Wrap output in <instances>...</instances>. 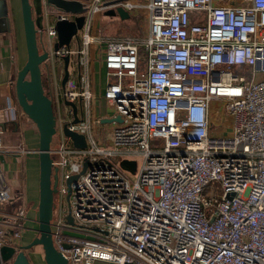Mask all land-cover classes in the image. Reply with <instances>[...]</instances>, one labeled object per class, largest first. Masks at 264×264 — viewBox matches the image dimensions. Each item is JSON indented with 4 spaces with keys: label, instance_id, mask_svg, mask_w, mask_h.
Listing matches in <instances>:
<instances>
[{
    "label": "built area",
    "instance_id": "2783aa9c",
    "mask_svg": "<svg viewBox=\"0 0 264 264\" xmlns=\"http://www.w3.org/2000/svg\"><path fill=\"white\" fill-rule=\"evenodd\" d=\"M119 3L145 9L144 34L95 35L92 14L108 4L87 0L76 45L50 47L68 57L63 86L49 93L53 247L70 264H264V0ZM195 9L201 17L192 19ZM50 10L42 9L49 21L41 33L54 41L53 22L75 14ZM93 43L104 75L101 116L89 77ZM63 100L74 103L76 121L69 105L66 120L55 114ZM219 112L227 134L210 128ZM116 115L102 137L100 119ZM131 153L141 163L130 183L113 156ZM10 197L0 164V202ZM23 222L20 210L0 212V246H17Z\"/></svg>",
    "mask_w": 264,
    "mask_h": 264
},
{
    "label": "water",
    "instance_id": "95a60500",
    "mask_svg": "<svg viewBox=\"0 0 264 264\" xmlns=\"http://www.w3.org/2000/svg\"><path fill=\"white\" fill-rule=\"evenodd\" d=\"M20 18L24 39L26 59L17 70L13 90L15 101L22 112L34 123L37 131V205H36V232L28 242L13 247L11 245L0 246V264H29L24 250L39 244L42 251V259L45 264H70L53 247L50 239L49 221L52 213V194L55 191V167L51 164L49 155V143L54 132V117L49 96L43 90L40 75V63L48 57V51L37 47L36 36L42 32V8L51 7L57 10L74 13L71 20H55L53 29L55 40L51 43L54 50L60 45H68L70 38L76 35V30L83 22L82 11L84 6L79 0H18ZM112 2H118L114 0ZM108 14H117L119 18H127V11L117 4L107 10ZM67 55L62 57V74L59 80L60 86L67 76ZM63 104L72 108L73 115L75 105L73 102L63 100ZM74 115L72 121H76ZM119 121L116 115L113 118L102 117L101 122ZM63 134L68 136L75 147L84 146L83 136L69 131L65 126ZM130 168H134L132 160H126ZM66 234L77 235L64 231ZM66 246V245H65Z\"/></svg>",
    "mask_w": 264,
    "mask_h": 264
},
{
    "label": "crops",
    "instance_id": "0c3cea01",
    "mask_svg": "<svg viewBox=\"0 0 264 264\" xmlns=\"http://www.w3.org/2000/svg\"><path fill=\"white\" fill-rule=\"evenodd\" d=\"M83 4L87 0H79ZM104 3L108 4L102 10L94 12L92 14V32H95V28L100 19L106 22L115 21L117 24H122L123 21L127 20L129 16L133 13L134 9H126L123 5L118 2H112L114 0H102ZM123 1V0H122ZM128 2H140V0H124ZM142 1V0H141ZM144 0L141 2L143 3ZM216 5H237L232 3L233 0H212ZM120 4L128 13L127 18H119L117 14H108L107 10L113 8L115 5ZM50 11H55L56 9L51 7H43ZM49 17H42V25H47ZM47 22V23H46ZM42 34V33H41ZM95 34V33H94ZM100 36H112L104 34H95ZM130 35V34H122ZM41 35L37 34L36 41L39 51L45 49L50 55V47L53 39L46 36V44L43 45L41 41ZM73 37V36H72ZM70 38V40L72 39ZM37 38H40V42ZM70 42V41H69ZM76 45V37H74V45ZM100 46L93 43L90 48V55L92 57L90 63V81L91 90L95 95L96 101H100V94L103 89L104 75L103 68L98 59L97 50ZM26 59V52L24 47V39L22 32V24L20 18V9L18 0H0V164L3 169L10 171L8 173L9 178L15 179V182L11 181L7 184L10 189L11 197L7 202H0V212L3 211H22L24 215V230L21 232V236L17 245L24 244L28 242V239L24 236L25 232L31 230L33 235H36V205H37V186L35 181L37 176L30 180V186L28 192L25 187L24 171L26 161H28V167L30 170V179L33 173L37 172V153L35 149L37 147V131L34 123L22 112L20 107L17 105L14 96L13 84L17 70L21 67ZM46 60V59H45ZM44 60V61H45ZM74 60V57H73ZM43 61V62H44ZM61 69L59 70V75L62 74V60L60 61ZM43 64V63H42ZM46 66L45 64H43ZM74 67V63L72 64ZM67 68V67H66ZM41 65H40V75H41ZM45 72H50L49 84L50 87L43 86V90L49 96V93H54V85L61 87L59 83L55 82V76L53 70H48L45 67ZM58 73V70H55ZM102 75V76H101ZM43 85V83H42ZM47 88H49L47 92ZM98 97V98H97ZM62 101H59L57 108ZM63 104V103H62ZM52 107L54 109V102H52ZM96 115L101 116L103 111H95ZM104 123V122H102ZM25 127V129H24ZM13 162V163H12ZM11 164H14V173L11 172ZM1 167V168H2ZM30 223V226L28 224ZM35 248V247H34ZM31 247L24 250L26 257H30L31 254H36V261L40 264L43 262L42 253L38 250H33ZM33 256V255H32ZM31 256V257H32ZM39 256V257H38ZM34 257V256H33ZM36 258V257H35ZM97 264V263H96Z\"/></svg>",
    "mask_w": 264,
    "mask_h": 264
},
{
    "label": "rangeland",
    "instance_id": "374dc122",
    "mask_svg": "<svg viewBox=\"0 0 264 264\" xmlns=\"http://www.w3.org/2000/svg\"><path fill=\"white\" fill-rule=\"evenodd\" d=\"M142 1L140 0V2H142ZM232 3L237 4V5L245 6V5L249 4V0H233ZM133 9H134V11L131 14V16H129V18L127 20L123 21L122 24H117V23H115V21L106 22L103 19H100L98 21V24H97V26L95 28V32L94 33L95 34H104V35L106 34V35H112V36H118V35H122V34H130V35L139 36L141 34H144L145 30H146V11L141 6L133 8ZM190 14H191V18L192 19L196 18V17L197 18L201 17V13L197 9L191 11ZM40 37H41V41H42L43 45L46 44V35L44 33H42ZM37 39L40 42V38H37ZM69 45L71 47H73V45H74V37H72V39L70 40ZM144 58H145V56H144V54L142 52L141 60H144ZM42 63L45 64L46 66H44ZM72 64H73V57L71 55L70 56V61H69V68L72 66ZM40 65H41V70H42L41 71V81L43 83V86L50 87V84H49L50 83L49 82L50 72L49 71L45 72L44 71L45 67H47L48 70L51 69V70L54 71L55 82H56V84H58V80L60 78L58 79L57 75H59V70L61 69L60 60L50 54V55H48L47 59L44 62L40 63ZM40 65H39V67H40ZM55 70H58V73ZM109 79H111V77H109ZM48 90H49V88H47V92H48ZM99 102H100V104L96 105L97 107L94 108L93 111L94 110L95 111H97V110L103 111V108L101 106L102 101H99ZM95 103H96V101H95ZM218 104L219 103L212 102L211 103V107L212 108H216L218 106ZM65 109H66V105L60 103L59 107L57 108V111L55 112V114H57L62 120H66L67 119V115H66ZM107 110L108 109H106V111ZM109 123L110 122H104V123L100 124V126L102 127L101 128V130H102L101 131V136L102 137H104V135H106V131L109 129V127H110ZM228 123H229V119H227V117L225 115H223L222 113H220V112L217 115L213 113L210 116V124H211L210 128H212L213 130L219 131L221 134H227L229 132L230 128H229ZM24 129H25V127H24ZM158 142H159V140L155 139V140H151L150 144L151 145H156V144H158ZM113 158H114V163L117 166L118 170L120 172H122L125 176H127L128 181L130 183L133 182V179L135 178L136 173H137L138 168H139L140 163H141V156L139 154H137V153H131V154L113 156ZM126 160H132L134 162V164H135L134 168H130L126 164V162H125ZM28 164H29L28 161H26L24 177H23V179L25 180V187H26V191L27 192L29 190L30 180H33L37 176V172H38V168H37L36 175H35V173H33V176L30 179V173L31 172L29 171L30 169L27 168ZM14 170H15L14 169V164H11V172L14 173L13 172ZM2 172H3V175L5 176L6 181H8V182L11 181L12 183L15 182L14 176H13V178H9V176H8V173H10V171H7V170L3 169V167H2ZM57 178H58V176H57ZM34 186H37V179H36L35 184L33 185V187ZM55 201H56V193L53 192V194H52V203H53L52 212L54 211V208H55V205H54ZM63 206H66V202L64 201V199H63ZM28 226L31 227L30 223L28 224ZM35 233L37 234V232H35ZM24 236L28 239V241L30 239H32V237H34L33 233H31V230H28L27 232H25ZM31 249H33V250L36 249L40 253H42L39 244L33 245L31 247ZM24 254H25V252H24ZM29 255H30V257L27 258L29 264H40L39 262L36 261V259H37V255L36 254H31L30 253ZM41 263H44V261L41 262ZM97 264H101V263H97Z\"/></svg>",
    "mask_w": 264,
    "mask_h": 264
}]
</instances>
